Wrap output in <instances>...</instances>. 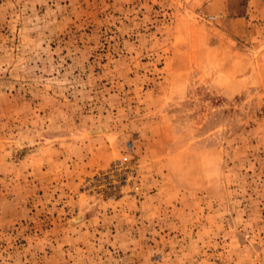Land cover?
<instances>
[{"label": "rangeland", "instance_id": "1", "mask_svg": "<svg viewBox=\"0 0 264 264\" xmlns=\"http://www.w3.org/2000/svg\"><path fill=\"white\" fill-rule=\"evenodd\" d=\"M0 264H264V0H0Z\"/></svg>", "mask_w": 264, "mask_h": 264}]
</instances>
